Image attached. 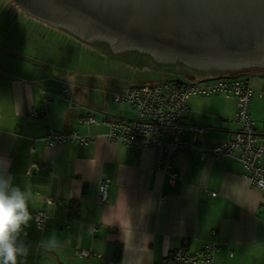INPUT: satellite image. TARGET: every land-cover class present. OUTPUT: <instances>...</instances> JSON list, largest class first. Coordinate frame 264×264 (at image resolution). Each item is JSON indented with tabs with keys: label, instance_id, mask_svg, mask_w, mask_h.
I'll return each instance as SVG.
<instances>
[{
	"label": "crops",
	"instance_id": "crops-1",
	"mask_svg": "<svg viewBox=\"0 0 264 264\" xmlns=\"http://www.w3.org/2000/svg\"><path fill=\"white\" fill-rule=\"evenodd\" d=\"M14 53L0 51V176L26 194L31 213L17 238L28 250L19 264H155L176 248L196 251L207 242L217 245L215 258L200 264H264V190L248 182L240 161L204 157L201 148L179 149L174 156L178 178L172 182L165 171L154 169V146L136 149L107 136V118L136 117L129 103L128 108L108 103L115 91L105 85L112 79L116 93L135 80L119 71L118 58L111 57L106 70L93 58L82 63L87 70L66 69L75 76L67 83L57 77L62 58ZM177 65L176 71L186 72ZM94 74L110 80L97 87L79 81ZM185 75L188 84L203 77ZM64 83L70 86L67 94ZM253 91L251 116L260 142L264 93ZM212 94L189 96L184 116L185 123L206 127L199 139L205 147L239 129L237 96ZM86 114L93 115L91 123L83 120ZM68 130L89 141L47 143L50 131ZM35 162L46 168L29 173ZM102 180L110 183L105 202L99 200ZM40 213L46 216L43 229L36 224ZM77 248L91 256L77 254Z\"/></svg>",
	"mask_w": 264,
	"mask_h": 264
},
{
	"label": "water",
	"instance_id": "water-1",
	"mask_svg": "<svg viewBox=\"0 0 264 264\" xmlns=\"http://www.w3.org/2000/svg\"><path fill=\"white\" fill-rule=\"evenodd\" d=\"M11 1L107 56L125 55L134 64L175 69L179 63L192 74H214L210 80L264 69V0Z\"/></svg>",
	"mask_w": 264,
	"mask_h": 264
},
{
	"label": "built area",
	"instance_id": "built-area-1",
	"mask_svg": "<svg viewBox=\"0 0 264 264\" xmlns=\"http://www.w3.org/2000/svg\"><path fill=\"white\" fill-rule=\"evenodd\" d=\"M216 81V82H214ZM202 77L196 83L188 85H176L175 83H140L131 84L123 92L116 93V100L128 101L136 109L138 117L133 121H109V137L125 142L127 145L141 148L154 145L157 148L155 168L165 171L172 180L177 173L173 168L172 160L178 148L191 149L196 146L198 134L204 129L185 125L181 118L187 109V99L192 94L208 93H234L237 96L236 122L239 129L225 142L210 149L204 150V155L212 157L230 156L241 160L249 172L252 168L254 175L251 181L253 185H259L264 189V136L258 142V134L251 116V104L253 89L246 78L241 76L219 77L210 80V85L205 86ZM63 92H68L65 87ZM80 140L77 132L67 134H50L47 141L55 145L64 140ZM46 165L34 163L29 173L45 169ZM100 196L106 200L109 196V183H101ZM36 223L39 229L46 224V216L37 214ZM216 244L207 242L201 249L189 252L179 248L167 255L162 262L155 264H196L198 262H210L214 259ZM76 253L89 257L88 250L76 249Z\"/></svg>",
	"mask_w": 264,
	"mask_h": 264
},
{
	"label": "rangeland",
	"instance_id": "rangeland-1",
	"mask_svg": "<svg viewBox=\"0 0 264 264\" xmlns=\"http://www.w3.org/2000/svg\"><path fill=\"white\" fill-rule=\"evenodd\" d=\"M3 1V9H6V11L10 10V14L12 15L13 13L20 14L23 15L25 24H29V23H36L39 22V20H37V18H34L33 16H29V15H25L27 13L23 12V10L21 8H19L18 5H16L13 1L11 0H2ZM25 13V14H24ZM11 17V16H10ZM20 21V20H18ZM17 21V22H18ZM6 26V25H5ZM10 28V27H6ZM48 30V29H47ZM49 31H51V33L56 36H58V29H49ZM6 32H8L7 30H2L0 32V51L1 53H14L13 51H15V53L13 55H11L12 57L16 54V55H20V56H24V54L26 55H31L32 53H36L34 50H30V48H28V50H24V49H19L17 47H12V39L14 37V33H9L6 37V40L4 39V36L6 34ZM16 33H18V29L15 30ZM17 36V34H16ZM11 39V41H9ZM74 43H78L81 47H79V49L75 52L73 58L71 59V54H66L65 51L61 48V46L57 49V52H53L54 57H49L46 54H38L40 57L43 58H55L56 56H58V58H62L61 61V65L58 64V67H56V69L59 72H62L61 76H57L59 79L64 80L65 82H69L71 83L72 81L75 82V76L70 77L68 76V74H66L64 72V70L68 69L69 71H75V70H87L88 67L80 64V62H85V64L88 62L89 58L92 59L94 61L97 62V66L100 67L101 69H103L102 65L105 67L104 69L106 70L109 67V64L113 61L111 57L107 56L106 54L102 53L101 51L97 50L96 48L88 45L87 43L83 42V41H79L77 39H73ZM9 47V48H5ZM116 64L119 65V71L120 72H129V74H131L135 80L133 81L134 84H140V83H146V82H153V81H169V82H177V83H181V84H186L189 81V77L186 76V73H190L189 71L186 70V72H178L176 71V69H168L167 71H165L166 69H162V68H156L150 65H141V64H134L131 62H127L123 59H119L116 61ZM179 64V63H178ZM60 65V66H59ZM79 68V69H78ZM136 68V69H135ZM246 71V72H245ZM184 73V74H183ZM242 75L241 77L243 78H247L249 80V83L251 85V87L255 90L256 94H260V93H264V69H253V70H244V71H239V72H233L232 75L234 76H238V75ZM214 76V74H203V78L204 80H206V82L204 83L205 86H209L210 85V79ZM84 80V83L89 82L91 83L90 85L93 87H97L99 85H105L110 78H104L101 77L100 75L94 74L93 76H90L89 78H81L79 79V81ZM71 81V82H70ZM216 82V81H214ZM64 83L62 85L63 86H67L68 84ZM116 84L117 81L112 79L110 81V83H108V85L105 86H109L110 88H113V92L112 94H110V100L108 101V103L110 104V106L115 107V104L118 105V103H123L124 107H129L127 104V102H119L118 100H116L114 98V94L117 91L120 90H115L116 89ZM88 85V84H85ZM69 86V85H68ZM115 86V87H114ZM70 87V86H69ZM81 87L83 89H87L84 87V85H81ZM92 93V91H88ZM216 92H214L212 94V96H216L215 95ZM201 96V95H198ZM203 96V95H202ZM109 96L107 95L106 98H108ZM129 112L132 113L131 109L129 108ZM90 121V118H89ZM94 255V254H93ZM94 257L97 258H105L104 255H99L96 253V255ZM201 262H198L196 264H200ZM206 264H213V263H206Z\"/></svg>",
	"mask_w": 264,
	"mask_h": 264
},
{
	"label": "flooded vegetation",
	"instance_id": "flooded-vegetation-1",
	"mask_svg": "<svg viewBox=\"0 0 264 264\" xmlns=\"http://www.w3.org/2000/svg\"><path fill=\"white\" fill-rule=\"evenodd\" d=\"M23 12L25 11L23 10ZM25 15L31 16L28 13ZM37 20H39V22L25 24L23 15H20V14L16 15V13H13L11 15L9 8L7 11L6 9H3V1L0 0V29L8 31L6 32L4 36L5 40L9 33L11 34L14 33V37L11 38L12 41L11 39L9 41H11L12 44H17V48H20L21 50L22 49L28 50V48H30V50H34L36 53H33V55L48 54V56H51V55L54 56L53 52H57V49L60 46L61 47L64 46L65 53L71 54V58H73L76 50H78L79 47H81L78 43H74L73 39L74 38L77 39V37H74L73 35L57 27H54L40 19H37ZM6 27H10V28L6 29ZM16 29H18V33L15 32ZM49 29H58L57 38L51 33V31H49ZM90 44L95 45V42L90 43ZM128 50H132V49H127L125 51H128ZM117 52H120V51H117ZM115 56H118L122 58L123 60H126L127 62H131L129 58H127L128 56H125V55H115ZM82 63L83 62H81V64ZM173 66H176V65H173Z\"/></svg>",
	"mask_w": 264,
	"mask_h": 264
},
{
	"label": "clouds",
	"instance_id": "clouds-1",
	"mask_svg": "<svg viewBox=\"0 0 264 264\" xmlns=\"http://www.w3.org/2000/svg\"><path fill=\"white\" fill-rule=\"evenodd\" d=\"M30 219L26 194L0 176V264H19L18 257L27 256L17 238Z\"/></svg>",
	"mask_w": 264,
	"mask_h": 264
},
{
	"label": "bare ground",
	"instance_id": "bare-ground-1",
	"mask_svg": "<svg viewBox=\"0 0 264 264\" xmlns=\"http://www.w3.org/2000/svg\"><path fill=\"white\" fill-rule=\"evenodd\" d=\"M78 39V38H77ZM81 41V40H80ZM177 65V64H176ZM168 69H166L165 71H167ZM161 82H163V83H175V82H169V81H153V82H146V83H161ZM183 85H188V83H186V84H183ZM65 87H67L68 88V92H69V86H63V89L65 88ZM63 89H62V92H63ZM68 92H66V93H64L63 92V94H67ZM123 92V91H122ZM118 93H120V92H118ZM209 94H212V93H208V94H201V95H209ZM192 95H197V94H192ZM191 96V95H190ZM189 98V97H188ZM119 102H127V103H129L128 101H123V100H119ZM187 102H188V99H187ZM131 106H132V108L133 109H135V111H136V117L134 118V119H132V120H129V121H133V120H136L137 119V117H138V113H137V109L131 104V103H129ZM189 106H188V104H187V109H186V112L184 113V115L182 116V118H181V120H182V122L185 124V125H188V126H194V127H199V128H203L204 130L201 132V133H199L198 134V139H197V143H196V146L194 147V148H201V150H202V155L205 157V156H209V155H204V150L205 149H210V148H212V147H214V146H216V145H218V144H220V143H223V142H220V143H218V144H215V145H213V146H209V147H205V146H201L200 145V142H199V139H200V136H201V134L202 133H204L205 131H207V129H206V127H202V126H196V125H191V124H187V123H185L184 122V116H185V114L187 113V111H188V108ZM84 118H86V120L85 121H88L87 123H91V121L93 120V115L92 114H86L84 117H83V120H84ZM89 118H90V121H89ZM115 120H117V121H124V120H120V119H118V118H107L106 119V122L109 124V121H115ZM110 126V125H109ZM77 132L76 130H68V131H65V132H61V133H57V132H54V131H50L46 136H45V139H46V141H47V137L50 135V134H67V133H70V132ZM109 133V132H108ZM108 133H107V136L109 137V135H108ZM234 133V132H233ZM233 133L227 138V140L233 135ZM77 134H78V132H77ZM79 135V134H78ZM80 137H83V138H85V140H83V141H80V140H74V141H76V142H78V143H87L88 141H89V136L87 137V136H81V135H79ZM110 138V137H109ZM115 140H117V139H115ZM227 140H225V141H227ZM119 141H121V140H119ZM224 141V142H225ZM60 142V141H59ZM121 142H123V141H121ZM47 143H48V141H47ZM58 143V142H57ZM125 143V142H124ZM49 144V143H48ZM126 144V143H125ZM50 145V144H49ZM127 145V144H126ZM51 146H54V145H51ZM127 146H129V145H127ZM148 146H150V145H148ZM152 146H154V145H152ZM129 147H132V146H129ZM145 147V146H144ZM155 147V146H154ZM133 148H135V147H133ZM142 148V147H141ZM194 148H191V149H194ZM136 149H140V148H136ZM155 149H156V155H157V148L155 147ZM179 149H185V150H191V149H186V148H178L176 151H175V153H174V155H173V160H172V165H173V168H174V156H175V154L177 153V151L179 150ZM209 157H212V156H209ZM217 157H229V158H233V159H235V160H238V161H240L242 164H243V166H244V170L246 171L245 172V174H244V176H245V178L248 180V182L251 184V181H252V179H253V175H254V172H253V170H252V168H249L248 167V170H249V172L247 173V170H246V167H245V165H244V163L241 161V160H239L238 158H236V157H230V156H217ZM155 160H156V157H155ZM155 160H154V164H153V166H154V169H157V168H155ZM36 163V162H35ZM34 164V163H33ZM161 170V169H160ZM174 170L176 171V173H177V176H176V179L178 178V172H177V169H175L174 168ZM34 172V171H33ZM33 172H30V173H33ZM169 176V175H168ZM176 179L175 178H173L172 177V182H174V181H176ZM169 180H170V178H169ZM104 181H107L108 183H109V181L108 180H102L101 182H100V186H99V200L100 201H103V202H105V201H107L108 199H109V197H110V192H109V196H108V198L106 199V200H102L101 199V196H100V191H101V183L102 182H104ZM255 187H257V188H259V189H261L262 187H260L259 185H254ZM109 187H110V183H109ZM261 190H264V189H261ZM110 191V190H109ZM213 195H216L215 193H213ZM37 224V223H36ZM38 227V226H37ZM216 249H217V245H216ZM216 249H215V251H216ZM214 258H215V255H214ZM213 261V260H212Z\"/></svg>",
	"mask_w": 264,
	"mask_h": 264
},
{
	"label": "trees",
	"instance_id": "trees-1",
	"mask_svg": "<svg viewBox=\"0 0 264 264\" xmlns=\"http://www.w3.org/2000/svg\"><path fill=\"white\" fill-rule=\"evenodd\" d=\"M177 66H182V65H177ZM199 75H202V74L199 73ZM175 84H176V85H183V84H181V83H177V82H175ZM179 248H184V249L188 250L185 246H182V247H179ZM179 248H176L175 250H177V249H179ZM175 250H174V251H175ZM174 251H172L171 253H173ZM188 251H189V250H188ZM189 252H194V251H189ZM171 253H169V254H171ZM169 254H168V255H169ZM166 257H167V256H165L164 258H166ZM164 258H163V259H164ZM161 262H162V261H161Z\"/></svg>",
	"mask_w": 264,
	"mask_h": 264
}]
</instances>
